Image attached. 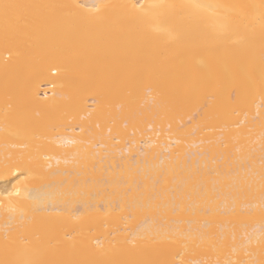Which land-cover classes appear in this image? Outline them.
<instances>
[{"label":"bare ground","instance_id":"obj_1","mask_svg":"<svg viewBox=\"0 0 264 264\" xmlns=\"http://www.w3.org/2000/svg\"><path fill=\"white\" fill-rule=\"evenodd\" d=\"M0 264H264V0H0Z\"/></svg>","mask_w":264,"mask_h":264},{"label":"snow or ice","instance_id":"obj_2","mask_svg":"<svg viewBox=\"0 0 264 264\" xmlns=\"http://www.w3.org/2000/svg\"><path fill=\"white\" fill-rule=\"evenodd\" d=\"M5 7L7 8V7H9V6L6 5Z\"/></svg>","mask_w":264,"mask_h":264}]
</instances>
